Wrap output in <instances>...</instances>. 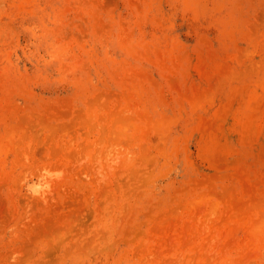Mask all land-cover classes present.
Returning a JSON list of instances; mask_svg holds the SVG:
<instances>
[{"label": "rangeland", "instance_id": "374dc122", "mask_svg": "<svg viewBox=\"0 0 264 264\" xmlns=\"http://www.w3.org/2000/svg\"><path fill=\"white\" fill-rule=\"evenodd\" d=\"M0 264H264V0H0Z\"/></svg>", "mask_w": 264, "mask_h": 264}, {"label": "bare ground", "instance_id": "6f19581e", "mask_svg": "<svg viewBox=\"0 0 264 264\" xmlns=\"http://www.w3.org/2000/svg\"><path fill=\"white\" fill-rule=\"evenodd\" d=\"M47 192L49 193V191H47V187H36L35 189H33L31 196H34V197L37 196V197H35L36 199L38 198L39 200L46 201V200H48L47 199V195H48ZM42 201H40V202L42 203Z\"/></svg>", "mask_w": 264, "mask_h": 264}]
</instances>
